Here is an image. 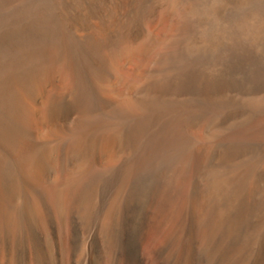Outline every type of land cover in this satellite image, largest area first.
Segmentation results:
<instances>
[{
	"label": "bare ground",
	"instance_id": "6f19581e",
	"mask_svg": "<svg viewBox=\"0 0 264 264\" xmlns=\"http://www.w3.org/2000/svg\"><path fill=\"white\" fill-rule=\"evenodd\" d=\"M0 264H264V0H0Z\"/></svg>",
	"mask_w": 264,
	"mask_h": 264
}]
</instances>
